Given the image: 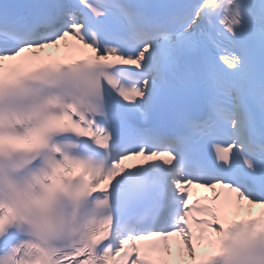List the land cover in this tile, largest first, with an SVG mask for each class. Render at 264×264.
I'll return each mask as SVG.
<instances>
[{
    "label": "snow or ice",
    "instance_id": "1",
    "mask_svg": "<svg viewBox=\"0 0 264 264\" xmlns=\"http://www.w3.org/2000/svg\"><path fill=\"white\" fill-rule=\"evenodd\" d=\"M0 264H264V0H0Z\"/></svg>",
    "mask_w": 264,
    "mask_h": 264
}]
</instances>
